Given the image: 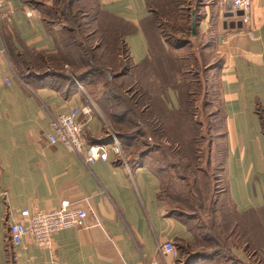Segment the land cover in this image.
<instances>
[{
  "label": "crops",
  "instance_id": "0c3cea01",
  "mask_svg": "<svg viewBox=\"0 0 264 264\" xmlns=\"http://www.w3.org/2000/svg\"><path fill=\"white\" fill-rule=\"evenodd\" d=\"M171 1H97L101 13L128 26L123 39L131 67L156 54L148 33ZM221 2L180 0L182 13L195 11L197 17L191 36L209 35L206 50L218 55L209 72H216L224 116L215 138L225 145V185L215 187L218 211L201 218L172 215L164 208L152 155L130 163L109 151L106 161L86 165L48 141L49 111L61 114L73 107L91 108L81 116L88 145L112 146L115 135L83 83L77 88L70 68L56 66L57 28L49 30L27 0H5L9 18L1 19L0 29L9 62H0V264H8L7 247L13 264H184L187 258L190 264H264V134L256 111L264 113V0H254L240 28L224 27V21L229 25L239 18L228 22ZM206 50L201 52L207 55ZM165 100L170 109L178 107L173 90ZM63 201L89 208L85 227L59 231L50 248L30 239L19 246L11 242L10 226L22 210L50 211ZM169 241L178 256L160 251Z\"/></svg>",
  "mask_w": 264,
  "mask_h": 264
},
{
  "label": "trees",
  "instance_id": "16d2710c",
  "mask_svg": "<svg viewBox=\"0 0 264 264\" xmlns=\"http://www.w3.org/2000/svg\"><path fill=\"white\" fill-rule=\"evenodd\" d=\"M51 2L49 7L51 19L42 16L45 24L49 30L59 27L67 33L60 38L59 63L56 66L59 68L68 66L76 82L83 83L82 81L88 80L90 86L103 83L104 88L100 95L103 94L107 108L113 114L111 115L113 121L106 118L121 141L124 156L131 163V160L137 157L142 159L152 155L151 164L161 178L159 198L161 199L164 175H169L168 170L175 167L170 162L158 166L155 161H159L160 158L166 161L170 160L171 154L179 155L180 159L189 161L182 165L184 171L187 169L195 178L202 174L208 176L205 170L199 167L201 154H204L200 144L206 140V137L203 133V122L196 120L197 107L193 98L196 92L191 84L193 82L186 80V74L190 73L189 70H185L186 67L188 69L189 61L187 58L181 60L177 56L176 45L173 47V41L164 33L165 30L175 32L176 23L173 18L182 12L180 1L172 0L166 10L162 8L157 14L154 31L148 33L149 39L154 42L152 49L156 54L152 60L134 68L127 64L128 49L123 36L125 37L129 28L125 23L101 13L98 3L94 4L93 9H85L79 5L81 0H51ZM43 3L49 4L46 1ZM187 18L188 26L182 24L177 30L184 31V34L189 30L191 35V12H188ZM165 46L169 47L168 51ZM67 48L74 50L73 54L67 52ZM99 49L101 53L98 52ZM201 55L204 56L203 53ZM106 61L113 62L114 66L109 64L105 66ZM184 62H187V65ZM123 80L129 81L128 87L124 88L125 82H121ZM169 90H173L178 96L177 108L170 109L166 104L165 99L168 98ZM108 94L109 97L106 98ZM256 111L264 134V113L260 108ZM123 126L134 128L136 130L134 132L141 137L148 151L140 152L138 147L134 148L132 141H135L133 139L135 133L120 134ZM152 143L153 147H158L156 151L149 150ZM198 143L199 147H197ZM208 162L210 164L209 160ZM200 184L202 187L199 189L198 208L202 213L196 210L190 213L180 208L170 211L172 215L201 218L206 216L204 202L208 200L206 198L209 195L204 189L209 183L203 181ZM210 201L214 202L209 213L212 215L218 211V208L215 199ZM7 253L8 264H13V253L9 247ZM190 262L191 259L187 258L184 264Z\"/></svg>",
  "mask_w": 264,
  "mask_h": 264
},
{
  "label": "rangeland",
  "instance_id": "374dc122",
  "mask_svg": "<svg viewBox=\"0 0 264 264\" xmlns=\"http://www.w3.org/2000/svg\"><path fill=\"white\" fill-rule=\"evenodd\" d=\"M32 6L38 8L39 12L41 13L42 16L48 18V20L51 19L52 15L50 13V5H51V0H27ZM46 1L49 4L45 5L43 2ZM75 1V0H74ZM98 0H81L80 2V7H83L85 9L87 8H94V4L97 3ZM180 1V0H179ZM219 0H204V2H209L211 6H215L216 3H218ZM222 3V2H221ZM49 5V6H48ZM188 5L187 3L184 4V6ZM185 13H179V15H175L173 18L175 21V32L172 30H165L164 33H166V37H169L174 43L173 47L175 46L177 52V56L181 60H187L189 61L188 63V69L187 67L185 70H189L190 73L188 72L186 74V80L187 81H192V87L193 90L196 92L195 96H193L194 101H195V107H197V117L196 120L199 121L201 120L203 122V133L206 137V140H204L201 144V151L204 152L202 153V158L201 162H199V167L202 170H205L206 174L208 176H202V175H197V178L192 175L190 171L185 169V171L182 168V165L185 163H188L189 161L182 160L178 156H175L174 154H171L169 157L170 160L163 161L162 158L159 159V161H155V164L164 165V162L168 163L170 162L171 165H174L175 167H172L169 171V175H164L163 178V184H162V192H161V199L163 202V206L167 211H172L176 209H184V211L193 213L198 212L202 213L200 209L198 208L199 205V189H201L202 185L200 183H203V181L208 182V186L204 189L207 195H209L208 200L204 202V206L206 209V216L209 215L210 213V208L214 206V202H211V199H217L216 197V184L220 183V189H224L225 185V179L223 176L222 172V155L225 151V145L223 139L221 137L215 138V135L220 129L222 131V122L224 120V116L221 110V99L219 95V84L216 82V72H209L211 71L210 67L212 64H214V61L217 60L218 55L212 54L206 50V44L208 41L210 43V38L208 36H202L201 38H196L193 37L189 34V30H187L186 34H184V31L177 30L179 27L183 24L188 26L187 24V15L188 13L187 10H184ZM189 12H191L189 10ZM185 20V22H183ZM94 27V26H93ZM192 27V25H191ZM223 27V26H222ZM57 30H53L55 37H58L59 39L62 36H65L67 33L64 32L61 28ZM59 31V32H57ZM87 33V30H86ZM205 49L207 55H201V50ZM70 51V53L73 54L74 50L67 48V52ZM101 53L102 51H98ZM212 58V59H211ZM99 62L103 60H98ZM107 62V61H106ZM187 65V62H184ZM102 64V63H101ZM106 64V65H105ZM103 65L107 66L113 65V62H107ZM127 64H129L127 62ZM130 65V64H129ZM131 66V65H130ZM184 68V67H183ZM209 69V70H208ZM18 70V69H17ZM19 72H22V70H18ZM75 78V77H74ZM200 80V82H199ZM196 81V82H195ZM83 84H81L83 87L85 86L87 88V94L92 95L93 99L95 102L100 106L102 109L104 115L113 121L111 111L107 108V104L105 102L103 94L100 95V93L103 91V83H100L95 86H90L88 80L82 81ZM125 82V80L121 81ZM129 86V81L125 82V87ZM78 82H77V88H78ZM91 92V94H90ZM109 97V94L106 96V98ZM110 112V113H109ZM124 128H121L120 134H123L125 132L129 133H135L133 135V139L135 141H132V144L134 145V148H137L140 150V152L143 151H148L143 143L141 141V137L137 136V133L134 132L136 131L134 128L123 126ZM113 129V134L115 135L114 137L121 143L119 137L116 135L115 129ZM143 138V137H142ZM211 141V145H209ZM122 147V144H121ZM174 147V146H173ZM197 147H199V143L197 144ZM158 147L154 146L153 143L152 146L150 145L149 150H154L156 151ZM123 150V147H122ZM123 155H125L123 151ZM158 154H156L155 157H157ZM198 155L199 152H198ZM204 155V156H203ZM212 157V158H211ZM210 161V164L208 162ZM199 176L200 179H199ZM181 177H184L186 179H182ZM195 179L197 181H195ZM223 179V181H221ZM199 180L200 183H199ZM196 188V189H195ZM218 190V191H219ZM222 191V190H221ZM187 198H183L186 197ZM222 196V195H221ZM225 197V196H224ZM224 199V198H223Z\"/></svg>",
  "mask_w": 264,
  "mask_h": 264
},
{
  "label": "built area",
  "instance_id": "2783aa9c",
  "mask_svg": "<svg viewBox=\"0 0 264 264\" xmlns=\"http://www.w3.org/2000/svg\"><path fill=\"white\" fill-rule=\"evenodd\" d=\"M224 4L230 3L234 11L244 13L242 19L247 21V15L252 9L254 0H222ZM5 0H0V21L7 20L9 16L5 13ZM9 62L7 48L3 42L0 29V62ZM91 113L89 106L73 107L67 113L56 114L49 111L51 133L48 141L51 144L62 145L69 152L77 155L86 165L98 160H107L108 152L113 151L116 155L123 156L121 143L114 137L112 146L88 145L86 142L85 123L81 116ZM90 216L88 207H78L70 201H63L59 208L43 211L28 209L22 210L20 220L10 226V239L16 245H22L30 239L41 248H50L54 236L61 230L71 228H82ZM165 255L178 256L179 251L173 242H165L159 247ZM143 264H160L158 261L143 260Z\"/></svg>",
  "mask_w": 264,
  "mask_h": 264
},
{
  "label": "water",
  "instance_id": "95a60500",
  "mask_svg": "<svg viewBox=\"0 0 264 264\" xmlns=\"http://www.w3.org/2000/svg\"><path fill=\"white\" fill-rule=\"evenodd\" d=\"M226 9H227V13L226 15H224L225 19H232V18H239V21H232L229 25L227 23V21H224V27H232V28H240L243 25V15L244 13L242 11H234L231 4L227 3L226 4ZM192 32L195 35L196 34V27H197V17L195 14V11L192 13Z\"/></svg>",
  "mask_w": 264,
  "mask_h": 264
},
{
  "label": "flooded vegetation",
  "instance_id": "af4514ba",
  "mask_svg": "<svg viewBox=\"0 0 264 264\" xmlns=\"http://www.w3.org/2000/svg\"><path fill=\"white\" fill-rule=\"evenodd\" d=\"M231 21V19L230 20H228V22H230Z\"/></svg>",
  "mask_w": 264,
  "mask_h": 264
}]
</instances>
